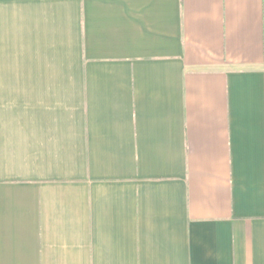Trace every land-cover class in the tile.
Wrapping results in <instances>:
<instances>
[{
  "label": "crops",
  "instance_id": "1",
  "mask_svg": "<svg viewBox=\"0 0 264 264\" xmlns=\"http://www.w3.org/2000/svg\"><path fill=\"white\" fill-rule=\"evenodd\" d=\"M0 264H264V0H0Z\"/></svg>",
  "mask_w": 264,
  "mask_h": 264
}]
</instances>
